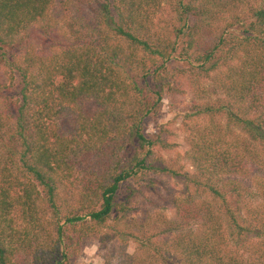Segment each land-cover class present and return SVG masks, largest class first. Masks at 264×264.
Returning <instances> with one entry per match:
<instances>
[{"label": "trees", "instance_id": "obj_1", "mask_svg": "<svg viewBox=\"0 0 264 264\" xmlns=\"http://www.w3.org/2000/svg\"><path fill=\"white\" fill-rule=\"evenodd\" d=\"M183 81L191 169L144 127ZM88 237L102 264H264V0H0V264Z\"/></svg>", "mask_w": 264, "mask_h": 264}, {"label": "rangeland", "instance_id": "obj_2", "mask_svg": "<svg viewBox=\"0 0 264 264\" xmlns=\"http://www.w3.org/2000/svg\"><path fill=\"white\" fill-rule=\"evenodd\" d=\"M71 12V16L79 13H76L74 7L70 8V13ZM57 13L56 16L64 17L60 9H58ZM179 89L180 90L162 98L158 111L155 115H150L145 119L144 127L147 133L161 129L167 141L172 144L171 148L168 150L155 148L156 154L169 161L172 165L191 169L189 163L186 161L185 153L187 151V144L182 130L181 118L185 107L190 103L193 96L191 95L186 81L180 83ZM154 180L157 181L159 191L154 195L153 201L159 207H165L160 210L164 212L166 216L171 217L173 211L167 203L170 201L171 196L182 192L183 186L173 178L157 177ZM150 196H152V193H150ZM139 216L140 215H138V217ZM97 245V240L94 237L86 238L82 242L80 249H78L77 254L72 257L70 264H102ZM133 248V242L128 240L125 245L126 252L132 253Z\"/></svg>", "mask_w": 264, "mask_h": 264}]
</instances>
